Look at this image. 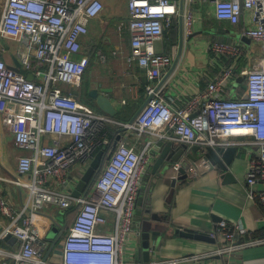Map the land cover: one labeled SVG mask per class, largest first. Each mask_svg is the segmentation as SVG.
Returning a JSON list of instances; mask_svg holds the SVG:
<instances>
[{"label": "built area", "instance_id": "obj_1", "mask_svg": "<svg viewBox=\"0 0 264 264\" xmlns=\"http://www.w3.org/2000/svg\"><path fill=\"white\" fill-rule=\"evenodd\" d=\"M195 1L128 0L127 60L137 61L147 75L145 105L130 123L97 112L74 91L82 86L87 69L86 62L76 57L81 38L104 9L103 0H5L0 35L18 42L20 48L19 65L0 59V114L16 146L26 152L18 163V173L26 178L13 182L28 189L29 198L16 216L0 196V212L11 218L0 240L11 235L19 242L15 249L0 247L1 264H178L185 259L226 258L264 243V237L246 239L245 227L222 221L209 234L215 245L203 254L138 261L128 253L133 235L141 231L136 208L143 177L161 141L227 147L230 137L252 136L259 154L250 157L246 181L251 187L263 186L256 196L264 207V0H200L214 5L220 21L238 24L243 13L251 15L252 25L244 35L260 43L263 55L245 71L247 98L226 93L237 76L236 64L231 63L206 90L185 106H176L165 99L162 83V70L174 57L159 52L156 42L177 16L191 33L194 12L189 6ZM209 48L220 59L237 58L243 51L237 42H211ZM30 73L33 79L28 78ZM111 124L126 127L144 140L143 145L138 148L121 139L88 193L75 197L81 177H65L73 166L80 167L82 176L97 150L112 146L107 133ZM53 137L58 139L49 142ZM52 205L78 209L62 237L57 261L50 257L49 243L34 222L37 212ZM112 213V230L100 231Z\"/></svg>", "mask_w": 264, "mask_h": 264}, {"label": "crops", "instance_id": "obj_2", "mask_svg": "<svg viewBox=\"0 0 264 264\" xmlns=\"http://www.w3.org/2000/svg\"><path fill=\"white\" fill-rule=\"evenodd\" d=\"M4 2L5 0L0 6V14ZM103 3L101 14L89 22V31L81 38V52L76 55L87 66L79 93L88 92L89 95L92 88L110 89L111 102L118 111L114 117L121 122H129L146 102L147 75L137 61L127 60L131 53V37L125 27L130 18L128 0H103ZM120 3H124L123 12L119 9ZM189 7L194 12L191 33L185 29L182 17L177 16L174 24L165 30L163 38L156 42L159 52L174 57L172 64L162 70L165 99L176 106H185L197 93L206 90L210 82L221 75L225 65L231 63L236 64L237 76L230 82L226 93L245 96L246 78L242 81L239 78L245 76L247 68L259 63L263 55L260 43L244 35L245 29L252 25L251 15L243 13L241 21L232 24L216 18L215 7L211 2L197 0ZM211 42H237L241 44L243 51L237 58L220 59L209 48ZM19 48L18 42L0 35V59L10 66L18 65ZM84 82L87 84L86 88ZM81 99L97 112L106 114L95 105L91 97L89 99L92 103L84 96ZM122 128H117L115 136L121 135V139L141 148L144 140ZM57 139L53 137L48 141ZM164 142L166 141H161L159 145ZM226 142L228 146L239 149L228 171L218 166L212 168L201 160L197 168H189L187 177L181 179L178 178L176 169L167 172L160 169L159 174H152V165L158 151L156 152L144 174L136 208L140 226L149 222L153 229L159 231L158 235H151L150 260L161 261L205 253L215 245L214 240L182 236L178 230L190 228L211 239V230L222 221L245 227L248 231L246 239L264 237V207L256 196L263 186L258 184L251 187L246 181L250 157H258V147L250 135L233 136ZM24 153V150L16 146L13 133L0 114V196L8 201L16 216L21 214L29 198L28 189L13 182L26 178L18 173L19 157ZM81 174L80 167L73 166L65 178L76 180ZM227 174H231L232 178H227ZM69 210L52 205L34 215V222L40 226L43 240L49 243L48 253L55 261L59 260L63 239L52 247L51 232L56 225L61 228L63 224H67L68 227ZM109 217L112 222V214ZM10 222L11 218L0 212V232ZM107 227L102 226L99 230L113 228ZM132 239L128 249L129 256L138 261H146L141 231L135 233ZM18 245L19 242L12 238L0 240V247L4 249H15ZM178 264H264V243L245 248L226 258L185 259Z\"/></svg>", "mask_w": 264, "mask_h": 264}, {"label": "water", "instance_id": "obj_3", "mask_svg": "<svg viewBox=\"0 0 264 264\" xmlns=\"http://www.w3.org/2000/svg\"><path fill=\"white\" fill-rule=\"evenodd\" d=\"M197 35V34H196ZM19 65V63H18ZM29 79H33V74H28ZM246 76L240 77L239 81L245 79ZM111 90L108 88L97 89L92 88L89 90V97L94 100L95 105L104 113L114 117L117 115L118 111L111 102L110 99ZM244 98H247V94H245ZM145 105V104H144ZM143 105V106H144ZM143 108V107H142ZM141 108V109H142ZM140 109V111H141ZM139 111V112H140ZM137 113V115L139 114ZM137 115L129 121L130 123L134 122ZM126 130V127L122 128ZM121 131V130H120ZM121 140V135L114 140L112 146L106 150L102 149L98 151L90 163L89 168L87 171L81 176V179L76 185L75 190L73 191V195L75 197H79L81 195H86L88 193L89 187L95 181L96 175L101 171L103 163L105 161L106 156L109 159L112 152L115 150L118 142ZM238 147L235 146H201L198 144L190 146L186 143L175 144L173 141H166L164 142L158 150L156 155V159L152 165V174H159L160 169L163 171H174L175 169L178 171V178H186L187 177V170L191 167H198V163L203 160L206 162L210 167L218 166L225 171H228V167L232 163L235 155L238 152ZM108 154V155H107ZM227 178H232L231 174H227ZM67 228V224H63L60 228V225H56L53 227L51 236L53 238V246L54 247L62 238L64 231ZM178 232L182 236L195 238L199 240H214L209 239L207 236H204L199 231L193 229H185L183 231ZM159 231L153 229V226L149 222H145L143 226L141 225V235L143 239V246L142 248L145 250V260H150V252L152 249L151 245V235H158ZM13 239L15 237L9 235L7 239ZM16 240V238H15ZM215 241V240H214Z\"/></svg>", "mask_w": 264, "mask_h": 264}, {"label": "trees", "instance_id": "obj_4", "mask_svg": "<svg viewBox=\"0 0 264 264\" xmlns=\"http://www.w3.org/2000/svg\"><path fill=\"white\" fill-rule=\"evenodd\" d=\"M115 118V117H114ZM116 119V118H115ZM117 120V119H116ZM119 121V120H118ZM119 127H121V126H118V125H109L108 126V128H107V133H108V136L110 135V136H115V131L117 130V128H119ZM109 136V137H110ZM115 137H117V135L115 136ZM115 137H110L111 138V140H112V142H114V140H115ZM98 151H100V149H98L97 150V152ZM108 155V154H107ZM108 156H106V158H105V161H104V163H103V166H102V168H101V170L105 167V165H106V163H107V161H108V158H107ZM100 173V172H99ZM99 173L96 175V177H95V179L97 178V176L99 175ZM77 208H72V209H70L69 210V213L70 214H68V217H67V219H68V222H69V225L71 224L72 225V223H73V221H74V218H75V215H76V213H77ZM68 225V227H70ZM67 227V228H68ZM69 229V228H68Z\"/></svg>", "mask_w": 264, "mask_h": 264}, {"label": "rangeland", "instance_id": "obj_5", "mask_svg": "<svg viewBox=\"0 0 264 264\" xmlns=\"http://www.w3.org/2000/svg\"><path fill=\"white\" fill-rule=\"evenodd\" d=\"M3 1H4V0H0V6L2 5ZM119 9L123 12V9H124V3H120ZM86 85H87L86 82H84V86H85L84 88H86ZM80 90H81L80 88H76L74 91H75L76 94L79 95V91H80ZM88 101L92 103V101H91L90 99H88ZM114 217H115V213H112V221H113V218H114ZM109 225L112 227V226H113V223L110 221V223H108L107 226H109ZM107 226H106V227H107ZM111 227H107V228H111ZM111 229H112V228H111ZM111 229H109V230H107V231H110ZM105 231H106V230H105ZM107 231H106V232H107ZM13 241H15V238H13ZM59 242H60V241H59ZM59 242H58V243H59Z\"/></svg>", "mask_w": 264, "mask_h": 264}, {"label": "flooded vegetation", "instance_id": "obj_6", "mask_svg": "<svg viewBox=\"0 0 264 264\" xmlns=\"http://www.w3.org/2000/svg\"><path fill=\"white\" fill-rule=\"evenodd\" d=\"M85 93V92H84ZM84 93H79V97L81 98V96L83 97H85V98H88L89 99V95H88V92L86 93V94H84Z\"/></svg>", "mask_w": 264, "mask_h": 264}]
</instances>
